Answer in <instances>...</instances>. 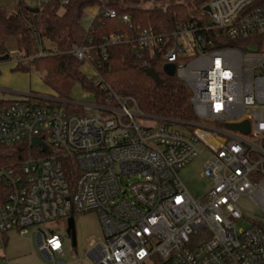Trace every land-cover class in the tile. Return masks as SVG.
<instances>
[{
    "label": "built area",
    "instance_id": "obj_1",
    "mask_svg": "<svg viewBox=\"0 0 264 264\" xmlns=\"http://www.w3.org/2000/svg\"><path fill=\"white\" fill-rule=\"evenodd\" d=\"M18 1L17 11L40 10L47 2ZM208 6L207 17L198 13L167 34L138 31L125 16L127 33L101 47L105 54L108 46L129 45L145 71L153 69L147 57L160 53L191 91L195 124L145 128L137 122L136 100L102 83L91 37L67 54L94 70L93 84L109 96L106 106L94 105L105 117L59 111L33 95L0 108V147L33 152L19 167H0L1 254L10 234L30 235L35 254L52 260L69 255L77 264L69 239L42 225L95 212L102 241L90 242V264H264V40L258 44L264 0H212ZM116 16L111 9L103 13ZM37 38V57L59 54ZM9 56L16 67L34 60L18 50ZM246 121L248 134L228 127ZM204 152L210 188L196 199L180 171ZM69 160L79 169L73 184L64 169ZM243 221L248 227L238 230Z\"/></svg>",
    "mask_w": 264,
    "mask_h": 264
},
{
    "label": "trees",
    "instance_id": "obj_2",
    "mask_svg": "<svg viewBox=\"0 0 264 264\" xmlns=\"http://www.w3.org/2000/svg\"><path fill=\"white\" fill-rule=\"evenodd\" d=\"M64 1L47 0L39 12H32L27 7L8 12L0 7V55L9 54L12 47L8 43L14 41L15 48L23 55L34 57L27 67L19 66L16 70L46 73L45 83L63 101L59 104L65 106L70 114H84L86 110L72 104L70 98L76 84L93 94L97 105L106 106L109 101L108 94L95 86L93 79L82 71L86 62L67 54L73 48L84 45L86 38L91 37V46L94 48L91 51L92 64L101 75L102 83L112 87L119 97L135 99L139 110L156 118L160 124L196 123L191 91L176 74L166 72L160 53L153 60L147 57L157 73L158 80H155L139 67L144 61L132 54L129 45L108 46L105 54L101 47L110 36L127 33L125 16L130 17L138 31L153 29L159 34H167L175 31L178 24L193 21L198 13L207 17L204 9L212 0H66L67 4ZM143 2H163L165 5L143 9L140 7ZM89 7H99L100 11L89 29H86L82 20ZM108 9L116 11L117 16L104 18L103 13ZM37 34L45 43L46 50L59 54L37 57ZM263 40L264 36L258 44L261 45ZM11 103L1 101L0 108ZM38 104L45 105L42 100ZM30 154L33 152L15 146L0 147V167H19ZM64 169L67 179L73 184L79 175L77 165L69 160L65 162Z\"/></svg>",
    "mask_w": 264,
    "mask_h": 264
},
{
    "label": "rangeland",
    "instance_id": "obj_3",
    "mask_svg": "<svg viewBox=\"0 0 264 264\" xmlns=\"http://www.w3.org/2000/svg\"><path fill=\"white\" fill-rule=\"evenodd\" d=\"M18 0H0V7L7 10L8 12H16L18 8ZM163 2H143L140 7L143 9H151L155 6H163ZM96 7H89L85 11V15L82 20L84 28L88 29L93 22L95 17ZM15 42L10 41L8 45L12 47L11 51H16ZM19 51V50H18ZM30 63H24L23 67H27ZM1 81H0V102L1 101H13L14 99L23 98L22 95L29 93H38L47 99H39L45 103L46 106H51L56 110L66 111L65 106L60 105L63 103L62 100L56 95L52 97L53 90L45 83V78L41 72L31 70L29 72L16 70V65L11 58V60L4 61L1 64ZM84 74L93 79L95 74L91 66L86 63L82 67ZM72 104L75 106L83 107L88 115H101L106 116V113L94 108L96 104L95 96L87 92L82 85L76 84L70 95ZM57 102V104H56ZM55 103L54 106L52 104ZM67 112V111H66ZM136 117L137 122H139L145 128H153L160 125L157 119H153L141 112H137ZM210 155L208 152H204L195 160H193L189 165L180 171V177L186 188L196 199L201 198L206 194L210 188V182L204 179L203 170L205 162L209 159ZM242 205L251 210L255 207L247 200L242 201ZM75 230H76V242L77 246H72L71 238L67 235L68 229V218H60L55 221L47 222L42 225L44 229H47L53 233L61 234L69 239L72 246L71 256L78 263L77 264H90V260L87 253L90 250V242L95 240L97 243L102 241L101 229L99 225V220L95 212L75 214ZM248 227V223L243 221L237 225L238 230ZM10 240L8 247H10L14 242L27 241L32 244L33 247L37 248L36 241L31 240V236H18L14 233L9 235ZM68 250V246H66ZM35 262L31 261V264H55V262H60L61 264H71V257L69 255L65 257H56L55 260L49 259L45 254L39 253L35 254ZM1 255V253H0ZM0 264H7L0 258Z\"/></svg>",
    "mask_w": 264,
    "mask_h": 264
},
{
    "label": "crops",
    "instance_id": "obj_4",
    "mask_svg": "<svg viewBox=\"0 0 264 264\" xmlns=\"http://www.w3.org/2000/svg\"><path fill=\"white\" fill-rule=\"evenodd\" d=\"M99 11L100 8L96 7L95 17L99 14ZM0 74H1V70H0ZM42 74H43V78H45L47 75L46 73H42ZM0 81H1V77H0ZM29 95L36 96L39 99H47L45 98V96L44 97L39 96L38 93H29V94H24L22 96L25 97ZM49 96L56 97L54 92L52 93V95ZM33 252H34V247L32 244L28 243L25 240L23 241L18 240L14 242L10 247H7L6 252L4 254H1L0 258L3 261H5L7 264H31V261L35 262L36 255H34Z\"/></svg>",
    "mask_w": 264,
    "mask_h": 264
},
{
    "label": "water",
    "instance_id": "obj_5",
    "mask_svg": "<svg viewBox=\"0 0 264 264\" xmlns=\"http://www.w3.org/2000/svg\"><path fill=\"white\" fill-rule=\"evenodd\" d=\"M205 12L210 13L211 9L209 6H207L205 9ZM32 12H39V9H31ZM249 51H257L256 48L254 47H249L248 48ZM10 58L9 54H6L4 56H0V61L4 62V61H8ZM165 70L168 74L170 75H175V67L174 65H168L165 67ZM148 75L151 76L152 78H154L155 80H158V76L157 73L155 72L154 69H151L149 71H147ZM228 127H230L231 129L237 130V131H241L245 134H248L250 132V125L249 123L246 121L242 124H233V125H229ZM39 143L37 140L34 141V144ZM67 234L71 237L72 239V244L74 247L77 246V242H76V230H75V219L74 217H71L68 219V229H67Z\"/></svg>",
    "mask_w": 264,
    "mask_h": 264
}]
</instances>
